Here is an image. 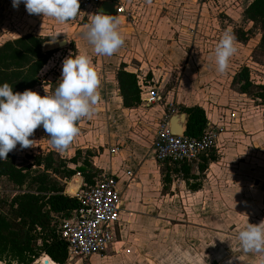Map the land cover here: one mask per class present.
<instances>
[{"label":"crops","instance_id":"crops-1","mask_svg":"<svg viewBox=\"0 0 264 264\" xmlns=\"http://www.w3.org/2000/svg\"><path fill=\"white\" fill-rule=\"evenodd\" d=\"M119 1L122 5H124L126 11L131 14L129 4L132 3L137 6L140 0ZM168 1L169 0H144V2H146L145 7L147 8L145 15L151 13L154 15L156 11L155 9L157 8L156 6H158L161 2L164 4ZM1 4L6 5L8 8L12 7L11 0H0V5ZM171 6H169L168 10H163L161 7H158L160 9L157 11L156 17L158 18L162 14V19H168L170 11L172 10ZM13 10L18 13H7L6 7L4 10L0 9V32L3 33L1 36H5L4 40H2L0 44L6 40L24 35V33H21L17 27L20 25L19 21L20 19L24 20L32 18L26 9L24 12L21 11L23 9L20 10L18 7ZM12 13L13 15H16V17H14ZM36 15L37 14H34V16ZM113 16L116 18L122 17L123 20L125 19L122 15L115 14ZM12 21L17 22V24H12ZM62 24L65 26L68 25L69 20L63 22ZM3 30H7V32H3ZM197 46L198 45L194 44L191 48L188 47L187 51L174 44L168 45V65L166 71L170 72L171 69L177 68L176 64L179 59L188 57V54L186 53H190L191 55L188 57V64H190V66L186 63L183 68V74L197 62L205 65L203 64V59H201L202 56L200 53L202 52L196 48ZM77 49L79 54H81L82 51L79 46ZM116 52L118 54L119 49ZM98 57L100 59L95 65L91 62V65L96 71L100 81L97 89L98 102L95 103L91 115L81 118L76 125L79 128L82 120L99 118L100 121L98 123L95 119L92 124L88 125V131L90 132L89 136L87 137L85 135L84 137V135H82L79 137L76 135L66 149H57L49 142V138L44 134L42 126H38L29 136V139L32 140V146L23 149L30 153L29 149L31 147L36 146L37 148L38 146L40 148L38 153L56 150L64 156H71L77 149H88L93 153V156H91V162L95 167L101 170L100 175L111 174L117 179L118 187L122 193L123 213L126 209L128 211L134 210L132 213V215H134L133 217L132 215L130 216L131 219L130 217H127L130 219L128 229H130L133 233L132 237L129 239L131 245L126 246L129 243L125 241L127 238L123 236V231L126 230L125 227L127 223L125 222L126 218L123 217L122 213L116 241L103 254L93 255L91 257V264H97L99 262L101 264H114L115 262L118 264H135L139 257H142V255H145L146 253L144 252V249H141V246L138 247L137 245H139V243H142L140 244L142 246L146 245L148 241L147 236L151 237L152 235H155L156 230L159 228V230L162 229V231L165 228L164 230L172 232V234L177 233L178 230L179 233H181L178 228H185L182 223L180 224V222L164 227L165 225L161 226L158 223H153L152 220H149L148 218H151V215L144 214V211L149 213L155 209L151 206H146L145 209H140L137 204L138 197L142 195V193L143 195L145 194V189H147V193L149 192L148 188L145 186L140 187L141 184L139 183L140 180L143 181L142 176L145 177L144 181H149L148 169H138V171L142 172L139 175L140 179H137L138 181L135 183H133L136 178L134 171H130L132 173L130 176L128 174L129 171L126 170L127 168H133V170H136V166L141 162L136 161L135 157L138 155L140 156L146 150L148 143L149 155L153 156L151 145L159 121L166 115H169L170 118L174 113H181L182 111L170 114L168 107L165 110L159 101L148 105H143L140 101L137 106L130 108L124 107L122 105V98L119 95V89L115 77L116 70L123 62V64H125V70L134 73L136 77L137 73L135 68L140 64H136L135 68L130 65H126L127 60L125 59L124 61L119 62L117 55L116 57H113L112 55L107 56L100 54ZM151 74L152 73L149 71L148 76H152ZM213 79L214 77L207 76L205 81H203L202 77L200 83H198L199 81L187 83L186 79L182 77L177 85H175L174 82L172 86L170 83L171 76L168 75L167 77L164 72L162 79L163 87H165V91H163V94H165L163 96V100H166L171 104H177L178 106H200L204 110L210 125L219 123L224 125V130L218 138L216 147L199 155L196 159L188 161L193 169L192 172L194 177L184 178L182 174L179 173L181 177L178 180L179 184H182L186 189L184 193L180 192L186 196V202L184 199L180 202L184 212L183 216L186 218L183 220L185 222L189 220L190 217L186 215V211L194 209L195 215L193 225L196 229V233H194L196 236L195 242L199 244L203 242L210 244V255H196L200 259V262H202V257H204V259L210 261V264H259L260 258L264 255V253H246L242 251V253L228 256L227 258L226 256L220 255L227 250L230 243L228 238L220 236H229L227 232L230 228H232V230L229 233L235 232L234 234H236L239 230L243 229L248 222L253 224H258L260 222L264 223V130L262 129L264 125L263 117L261 115V112L264 113V111L260 109L258 110L257 115L253 114L241 118L239 111H244V106L249 105L247 101L251 99L248 98L247 95L239 92H235L232 95L225 92L223 95L217 97L215 94V92L218 93V91H215L217 88H212L214 86L208 88V84L211 83L210 80L212 81ZM220 97H225V105L227 106L224 105L223 107H216L214 100L215 98L219 99ZM228 98L230 101L227 100ZM186 100H197L198 102L195 104H187ZM241 100L247 101L241 103ZM210 101L212 103H210ZM143 107H146V110H143ZM95 123H97V125H95ZM93 124L95 127L91 126ZM94 130L102 132L103 138L105 135V141H108L110 145L117 142L118 146L120 144L122 147L120 149L118 148V150H115L114 152H111L112 149L103 148L102 152L99 150L97 152L98 154H96L93 151V147H96V145H93V142L96 140V136L92 134ZM148 134L150 135L149 138L146 137ZM80 140L85 142V144H80ZM18 145L19 144H17L15 148L18 149ZM99 145L102 147L104 146L103 143H100ZM12 151L14 153L16 152L14 148L10 152ZM112 157L116 160L119 159V161L117 163L116 160L113 162L111 159ZM153 159L155 162H158L155 160L154 156ZM166 162L168 163L170 161H164L161 163L158 162L160 163L158 165L160 166ZM200 164L205 165L201 171L198 170V166ZM69 165L72 168L75 167L74 164ZM157 171H159L161 175L164 188L170 183L171 178L169 176V182L166 184L162 178L161 168L159 170L157 168ZM121 177H125L122 184L123 188L120 186ZM74 178L79 179L76 192L84 186L83 178L79 173L72 176L69 180L64 181V192L73 196H75L76 192H69L68 186L72 183L78 182V180ZM192 184H196L197 188L191 189L190 185ZM124 195L126 197L125 199L123 198ZM148 196H150V201H152L151 198L155 195L148 193ZM171 198H173V196H171ZM188 200L192 201L188 203ZM143 215L147 216V219ZM140 233L145 237H139ZM182 233L187 237V230H183ZM234 240L231 244L233 243L234 245L239 246L237 236H235ZM126 249H128L129 252L126 253ZM239 249H241L240 246ZM130 255H132V257L127 260L126 258ZM42 256L43 255H41L36 262L32 264H40V258H42Z\"/></svg>","mask_w":264,"mask_h":264},{"label":"rangeland","instance_id":"rangeland-1","mask_svg":"<svg viewBox=\"0 0 264 264\" xmlns=\"http://www.w3.org/2000/svg\"><path fill=\"white\" fill-rule=\"evenodd\" d=\"M143 5H142V2ZM251 0H169L167 3H160L157 8L155 9L154 15L146 14V7L144 0H140L137 6L132 3L129 4V9L131 14L128 13V17L126 19H122V17L116 18L118 23V31L121 34L124 43L119 48V52H114L112 56L118 58V61L122 62L125 59L127 60L126 65H130L135 68L136 64H140L138 67L135 68L137 74L152 73V76H148L149 78H155L158 81V85L160 86V95L162 99L159 103L165 108L169 107V103L166 100H163V91H165V87H163L162 79L165 75L168 77L171 76V86L175 82V85L184 77L188 82H201V78L203 77V81L206 80V77H214L210 84H208V88L214 86L212 88L216 89L215 94L218 96L223 95L225 92H228L229 95L238 92V86L232 83V77L234 74L240 69L242 66H248L249 68V77L250 79L257 85L264 86V54L258 48L259 38H260V29L259 27L253 26L251 22L244 18V8ZM5 4V3H4ZM1 4L0 9L6 7L7 13L14 12V8H8L6 5ZM172 5V6H171ZM169 6H171L172 10L170 11V15L168 19H162L157 16V11L160 9L168 10ZM18 9H23L21 11L24 12L25 6L21 2L18 6ZM16 11V10H15ZM19 11V10H18ZM18 12H14L17 14ZM13 15V13H12ZM32 18L30 19H20V25L17 26L21 33H40L43 35H48L51 39L46 41L52 40L56 33H59L55 40L57 39H67L66 45H59L60 49L68 46L71 50V54L73 56L78 55V46L82 51L81 54H86L90 57V61L95 65L98 60L100 59L97 54L93 51L92 46L87 43L86 39L83 38L82 32L84 30L85 23L79 22L74 19L69 20L68 25H63L59 23L52 17L47 16H40L34 14H30ZM29 15V16H30ZM16 17V15H13ZM40 16V17H38ZM133 16V17H132ZM18 17V16H17ZM23 17V16H20ZM45 18V19H44ZM17 24V22H13L12 24ZM230 30L234 36H237L239 40L235 39L234 46L236 48V52L229 58L228 67L227 69L221 73L217 71V66L215 63V55L214 49L215 45L217 44L219 38L222 34L226 31ZM198 31V32H196ZM3 32H7V30H3ZM198 34V36H197ZM2 32H0V42L4 40L5 36ZM244 38L246 41H244ZM177 45L180 46L183 50L188 51V47L191 48L192 45H198L196 48L201 50V56L203 59L202 65L200 62L195 63L193 67H190L189 70H186L183 74V68L188 64V57L191 56L190 53L188 57L180 58L177 62V68L171 69L170 72L167 70L168 65V45ZM74 47L75 51H72L71 47ZM180 48V49H181ZM57 49V48H56ZM194 50V47H193ZM86 51V52H84ZM118 51V50H117ZM61 51L60 53L55 52L56 57H58V63L62 62L63 54ZM89 52V53H88ZM185 54V55H186ZM184 55V56H185ZM112 57V58H113ZM109 58V59H112ZM114 59V58H113ZM123 63V62H122ZM125 65V64H124ZM190 66V64H188ZM168 72V73H167ZM220 77V78H219ZM220 79V80H219ZM209 82V81H208ZM59 80L58 78L52 83V90L56 88L58 85ZM215 83V84H213ZM168 85V84H167ZM174 85V86H175ZM203 88V87H202ZM205 89V88H204ZM210 91V90H209ZM43 89L40 88L37 91L38 94L42 95ZM213 92V91H212ZM226 95V94H225ZM251 100H244L247 101L249 105L244 106V111H239L240 117H246L249 115H257L258 110L262 109L264 111V102L260 101V99L252 98L247 96ZM227 100L230 101L228 98ZM216 107H223L226 104L225 97L215 98L214 100ZM236 101V100H235ZM241 100V103L244 102ZM98 102V100H97ZM167 102V103H166ZM198 102L197 100H186L187 104H195ZM228 102V101H227ZM210 103H212L210 101ZM209 103V104H210ZM173 104V103H172ZM95 106V105H94ZM93 106V107H94ZM174 108L179 112L180 106L177 104H173ZM227 106V105H225ZM143 110H146V107H143ZM181 112V111H180ZM263 117V125H264V113L261 112ZM257 117V116H256ZM261 117V118H262ZM255 118V117H253ZM252 118V119H253ZM96 119L98 123L100 120L99 118H89L86 120H82L81 124L79 125V133L77 134L79 137L82 135L89 136V124H92L93 120ZM80 121V120H79ZM95 123V125H97ZM95 125H91L95 127ZM261 125V124H260ZM262 126V125H261ZM91 127V129H92ZM264 130V126L262 128ZM92 134L96 136V140L93 142V151L98 154L97 152L103 148L106 149H114L118 150L122 146L117 142L112 143L111 145L109 142L105 141L106 137L102 135V132L93 131ZM149 134L146 136L149 138ZM80 144H85L83 141H79ZM89 143V142H87ZM103 143L104 146H100L99 144ZM149 143L146 146V150L139 156L135 157L136 161H140L139 165L136 166V170L133 168H127L128 171H134L136 178L133 183L137 182V179H140L141 170L148 169V178L149 181H144L142 176V180L139 181L141 184L140 187L148 188L149 192L155 196H152L150 201V196H148L147 189H145V194L140 195L137 200L138 207L140 209H145L146 206H151L155 210L152 212L147 213L144 211V214L151 215L149 220H152L153 223H158L159 225H165L164 227L171 226L172 224H177L180 222L182 223L185 228H178L180 229L177 233L172 234V232H167V230L162 231L156 230L155 235L147 236L148 241L146 245L142 246L139 243L138 247L141 246V249L145 250V255L139 257L136 263L138 264H210L209 260L204 259L202 257V262L196 255H210V244L209 243H196L195 242V227L193 225V219L195 215V210H187L186 215L190 217L189 220L186 222L183 219H186L183 215L182 204L180 202H186V196H184L185 188L182 184H179L180 174L170 172L171 181L163 188V183L161 180V175L159 171L161 168H164V164L160 166L158 162H155L152 155H149ZM40 148L37 146L31 147L30 153L26 152L23 148L18 145V149L16 150L17 154V163L23 165L27 162H31L30 156L37 154ZM36 150V151H35ZM13 152V151H12ZM132 152V151H131ZM130 152V153H131ZM113 162L116 159L114 157L111 158ZM119 159L116 160V163ZM158 166V167H156ZM126 171V172H128ZM125 177H121L120 186L123 188V179ZM75 179V178H74ZM78 179V178H76ZM71 183V182H70ZM69 183V184H70ZM3 185L0 184V194L5 192L8 194H13L14 189L11 188H3ZM139 186V185H138ZM167 188V189H166ZM172 188V189H171ZM166 191V192H165ZM183 192V193H180ZM168 194V195H167ZM173 196V198H171ZM125 199V195L123 196ZM149 198V199H148ZM192 200H188L190 203ZM127 205V204H126ZM134 211V210H133ZM133 211H128L127 209L123 213V217L126 218V230L123 231V236L127 238L129 244L126 246H130V237H132V232L128 229V224L130 223L131 215ZM137 213V212H135ZM183 213V214H182ZM134 215V214H133ZM132 215V217H133ZM136 215V214H135ZM146 219L147 216L143 215ZM127 217H130L127 218ZM128 219V220H127ZM187 230L188 234L187 237L182 233V231ZM232 228L229 229L227 232L229 234L225 236H220L224 238H228L230 241L227 250H225L220 255L226 256H233L239 253H242V249H239V246L234 245L231 242L237 236V233H229ZM225 232V231H224ZM148 235V234H147ZM138 237V236H137ZM139 237H145L143 234H139ZM138 240V239H137ZM235 241V240H234ZM238 241V240H237ZM123 248V246H122ZM239 250V251H238ZM125 252H129L128 249ZM115 253V252H114ZM247 253V252H246ZM244 253V254H246ZM243 255V254H241ZM124 256V255H120ZM180 256V257H179ZM132 255L128 256L126 259L129 260ZM173 258V259H171ZM223 258V257H222ZM132 263V262H131ZM135 263V264H136ZM0 264H17L14 261H1ZM65 264V263H64ZM97 264H101L100 262ZM118 264V263H114Z\"/></svg>","mask_w":264,"mask_h":264},{"label":"trees","instance_id":"trees-1","mask_svg":"<svg viewBox=\"0 0 264 264\" xmlns=\"http://www.w3.org/2000/svg\"><path fill=\"white\" fill-rule=\"evenodd\" d=\"M244 18L259 27L258 48L264 54V0H251L243 11ZM51 39L38 33H26L0 44V84L8 83L14 92H22L38 85L37 74L56 50H44L43 44ZM235 39L239 40L237 36ZM246 41L244 38H242ZM72 51L74 47H71ZM122 105H139V89L135 74L125 70L121 63L115 73ZM238 92L264 102V86L249 77L248 66H242L232 77ZM188 115L185 134L197 137L207 127L204 110L197 105L181 106ZM44 132V130H43ZM47 136V133L44 132ZM93 153L77 149L71 156L56 150L30 156L31 162L17 163V154L8 152L0 159V184L11 188L13 194H0V261L32 264L41 255H47L57 264L66 260V243L57 230L55 217L70 216L79 206L76 196L64 192V181L79 173L83 185H92L100 178L101 170L91 162ZM74 164L75 167H70ZM204 164L198 166L201 171ZM188 161H170L161 169L163 181L169 182L170 172L194 177ZM196 189V184L190 185Z\"/></svg>","mask_w":264,"mask_h":264},{"label":"clouds","instance_id":"clouds-1","mask_svg":"<svg viewBox=\"0 0 264 264\" xmlns=\"http://www.w3.org/2000/svg\"><path fill=\"white\" fill-rule=\"evenodd\" d=\"M23 3L29 14L52 17L58 22L73 19L79 0H11L13 8ZM56 33L53 41H55ZM82 36L97 54L111 56L124 43L116 17L98 11L84 26ZM235 36L226 30L215 45L217 71L223 73L236 52ZM59 83L51 94L40 95L25 89L14 92L8 83L0 84V159L16 147L32 146L29 136L42 126L54 148L66 149L79 133L82 117L91 115L97 102L99 79L86 54H70L62 60ZM237 239L244 252L264 253V223H247ZM259 264H264V255Z\"/></svg>","mask_w":264,"mask_h":264},{"label":"built area","instance_id":"built-area-1","mask_svg":"<svg viewBox=\"0 0 264 264\" xmlns=\"http://www.w3.org/2000/svg\"><path fill=\"white\" fill-rule=\"evenodd\" d=\"M112 1L117 4L115 14L126 19L128 12L119 0H79V12L73 19L88 24L92 14L98 12L103 3ZM54 50L58 53L65 51L62 52V60L71 54L68 46ZM55 52L39 70L38 85L30 89L37 92L42 88V96L51 94L52 83L61 74L62 62L58 63ZM136 78L143 105L153 104L162 99L160 86L154 77L149 78L147 73H143L136 74ZM168 109L170 114L177 112L171 103ZM168 119L169 115H166L159 121L151 145L153 156L160 163L196 159L216 147L218 138L224 130L221 123L215 125L208 123V127L197 137L177 135L170 130ZM128 174L132 175L130 171ZM75 196L79 199L80 206L70 216L55 217L59 235L66 243L65 264H91L93 255L103 254L116 241L121 214L124 211L122 193L115 176L101 174L96 183L83 186Z\"/></svg>","mask_w":264,"mask_h":264},{"label":"water","instance_id":"water-1","mask_svg":"<svg viewBox=\"0 0 264 264\" xmlns=\"http://www.w3.org/2000/svg\"><path fill=\"white\" fill-rule=\"evenodd\" d=\"M116 2H106L99 7V11H103L106 14L115 15ZM64 41V38L57 39L55 41H45L43 44L44 50H54L59 48V43ZM148 105V104H147ZM188 120V115L185 112L174 113L168 120L170 130L177 135H184L185 128Z\"/></svg>","mask_w":264,"mask_h":264},{"label":"bare ground","instance_id":"bare-ground-1","mask_svg":"<svg viewBox=\"0 0 264 264\" xmlns=\"http://www.w3.org/2000/svg\"><path fill=\"white\" fill-rule=\"evenodd\" d=\"M66 45L67 44V39H64V41H62V42H60L59 43V45ZM76 179V178H75ZM78 180V182L77 183H72V184H70L69 186H68V191L69 192H73V193H75L76 192V190H77V187H78V183H79V179H77ZM72 193V194H73ZM41 260L40 261H42V264H55L52 260H50L49 258H48V256H46V255H43L42 256V258H40Z\"/></svg>","mask_w":264,"mask_h":264}]
</instances>
